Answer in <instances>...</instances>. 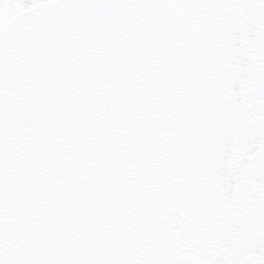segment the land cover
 Listing matches in <instances>:
<instances>
[{
  "label": "snow or ice",
  "instance_id": "6c2138e0",
  "mask_svg": "<svg viewBox=\"0 0 264 264\" xmlns=\"http://www.w3.org/2000/svg\"><path fill=\"white\" fill-rule=\"evenodd\" d=\"M0 264H264V0H0Z\"/></svg>",
  "mask_w": 264,
  "mask_h": 264
}]
</instances>
